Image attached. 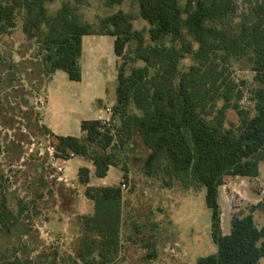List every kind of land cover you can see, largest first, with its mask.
<instances>
[{"label":"trees","instance_id":"obj_1","mask_svg":"<svg viewBox=\"0 0 264 264\" xmlns=\"http://www.w3.org/2000/svg\"><path fill=\"white\" fill-rule=\"evenodd\" d=\"M56 0H0V36L15 27L21 12V32L28 42L41 46L44 74L66 73L73 82L81 80V39L88 35L114 37L118 60L113 118L118 125L101 127L98 120L80 123L81 137H54L55 155L60 159H85L96 178H104L110 167H118V154L133 139L149 150L145 174L161 172L184 187L205 188V204L211 211L214 254L197 264H259L264 258V219L260 228L252 214L233 215L230 233L222 235L218 189L226 177L256 179L264 162V0L249 2L237 15L236 0H134L138 16L148 24V40L133 30V17L118 10L100 20L97 31L83 20L77 0L64 2L52 14L48 6ZM123 0H105L106 7ZM239 19L235 22V19ZM135 44L128 57L125 47ZM196 46V49H194ZM251 50L253 71L261 88L254 92L252 111L232 104L238 124L226 126L233 83L225 66ZM128 59H127V57ZM191 56L194 64L185 72L180 62ZM127 59V60H126ZM126 60V61H125ZM141 62L125 74L128 64ZM237 95V101L240 99ZM223 106L216 109V103ZM122 178L127 167L121 166ZM0 176V236L11 233L24 213L8 206ZM80 184L89 183V170L80 168ZM84 197L93 203V214L81 218L83 228L99 238V256L109 261L120 240L121 190L117 186L86 187ZM0 264H31L0 253Z\"/></svg>","mask_w":264,"mask_h":264},{"label":"rangeland","instance_id":"obj_2","mask_svg":"<svg viewBox=\"0 0 264 264\" xmlns=\"http://www.w3.org/2000/svg\"><path fill=\"white\" fill-rule=\"evenodd\" d=\"M75 1L56 0L49 4V12L52 14L64 2ZM252 1L236 0L237 15L245 12ZM77 2L83 20L95 31L103 17L122 10L133 17V30L141 32L148 40L149 26L139 18L134 0H123L112 7H106L105 0ZM21 17L18 12L15 27L0 36V176L8 206L16 212L20 205L24 213L11 233L0 236V253L8 259L17 258L31 264H197L199 258L214 254L217 247L211 238V211L205 204V188L194 185L186 188L161 172L146 175L144 160L149 150L140 139H133L130 146L118 154L119 165L109 170L105 180L119 187L122 194L118 251L109 252V261L99 256L98 236L87 232L82 225L81 213L87 212V208L81 207L86 185L78 181L79 170L68 174L63 169L57 175L52 166L60 158L55 155V140L41 122L49 80L43 69L44 51L25 39ZM134 46L132 42L126 45L124 53L128 57L132 56ZM253 58L249 50L225 66L224 75L234 85L231 106L225 112L226 126L238 124L232 104L236 103L240 111H252L254 92L262 87L253 71ZM123 60H118L117 66ZM193 64L192 57L186 56L180 62L179 71L185 72ZM140 66H143L141 62L128 64L125 74L128 75L132 67ZM100 67L102 71L105 69L103 62ZM54 79V89L69 95H76L82 88V84L69 81L61 71ZM108 94L110 98L114 95L112 85ZM238 94L241 97L237 101ZM58 97L59 94L51 92L52 101L63 102L61 113L72 116L78 110L75 103ZM223 104L222 100L218 101L216 109ZM117 125V119L112 116L107 129L112 132ZM63 160L65 167L69 159ZM122 165L127 167L125 180ZM259 172L264 181V162L259 164ZM259 181L242 182L226 177L227 187L236 193L232 191L230 200L223 193L222 201L229 207L218 200L223 210L221 233L230 232L233 215L252 214L255 225L262 226L264 195L255 206L252 204L253 198L264 191V182ZM122 183L125 188H121ZM259 264H264V258Z\"/></svg>","mask_w":264,"mask_h":264},{"label":"crops","instance_id":"obj_3","mask_svg":"<svg viewBox=\"0 0 264 264\" xmlns=\"http://www.w3.org/2000/svg\"><path fill=\"white\" fill-rule=\"evenodd\" d=\"M113 45H114V37L111 36L88 35L82 37L81 55L79 58V65L81 69V80L79 82H76L82 84V88L80 89V92H77L76 95L74 94L69 95L66 92L64 93L62 91H58L56 88L54 89L53 86L55 82L54 78L57 76V74L60 71H56L50 76L45 87V94H44L45 105L43 107V112L41 115L42 116L41 122L54 137H67V136L75 137V138L81 137L80 123L86 120L89 121L99 120L101 117H104L103 109L105 107L113 105L115 101V87H116V75H117V74L115 75V69L118 62V59L114 53ZM102 62L105 68V69L103 68L104 69L103 71L101 70L100 67ZM110 85L113 86V94H114L113 97L111 98H110V94H108V89ZM53 91L59 94L60 97L63 98L64 100L75 103L78 110L76 112H73L72 116L61 113L63 108L62 105L63 102L57 103L56 101L54 102L50 99V94ZM70 163H73V165L69 166ZM80 168H87L89 170V183L86 185V187L114 186V184L109 185L105 182L109 170L112 167L109 168L104 178H96L94 176V168L91 165V163L87 162L85 159L82 158L73 157L69 159L66 162V166L64 167V172H67L68 174L72 172L77 173ZM231 180H240L242 182H249L250 179L233 177L231 178ZM256 180H260L259 181L260 183L264 182L261 179L260 172ZM227 186L228 185H226L225 183L219 187L218 200L222 201L223 193H225L227 198L230 200L231 194H233L232 191L233 192L235 191ZM260 193L261 194L257 195L256 198H253V200H255L252 203L253 206H255L257 202L261 200L262 195H264V191L261 190ZM82 197L83 200L81 203L82 205L81 207L87 208V212L81 213L82 214L81 216H91L93 214V203L87 200L84 196ZM226 204L228 203L225 202L223 203L222 201V205L228 207L230 206ZM218 205L220 207V213H221L220 214V227H221L223 210L219 203ZM221 234L228 235L223 233Z\"/></svg>","mask_w":264,"mask_h":264},{"label":"built area","instance_id":"obj_4","mask_svg":"<svg viewBox=\"0 0 264 264\" xmlns=\"http://www.w3.org/2000/svg\"><path fill=\"white\" fill-rule=\"evenodd\" d=\"M38 102L41 103L40 100ZM103 112H104V117H101L98 121L100 122L101 127L107 129L110 126V119L113 115L112 107L111 106L105 107L103 109ZM50 150H53V147H51ZM64 164L65 161L63 159H57L56 163L52 165L55 170V174L58 175L63 172ZM121 188H125L124 183H122Z\"/></svg>","mask_w":264,"mask_h":264}]
</instances>
